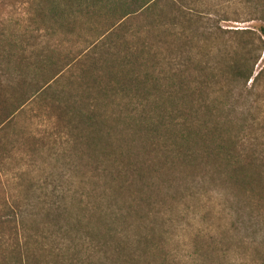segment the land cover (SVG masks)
<instances>
[{"label":"rangeland","instance_id":"374dc122","mask_svg":"<svg viewBox=\"0 0 264 264\" xmlns=\"http://www.w3.org/2000/svg\"><path fill=\"white\" fill-rule=\"evenodd\" d=\"M217 1L204 21L224 37L264 26V0ZM160 3L114 30L132 54L125 59L121 50L118 61L101 45L110 34L101 35L121 14L120 3L100 0L90 14L71 11L67 29L45 33L43 0H0V64L16 88L7 93L9 117L13 98L23 102L31 87L60 71L48 95L91 116L55 124L43 93V101L33 99L0 126V264H17L25 253L31 262L52 259L46 248L57 246L62 230L76 237L85 227L100 238L119 232L112 246L122 249V264H264V237L235 222L229 191L203 166L165 159L168 51L153 43L161 30L152 25L165 11ZM86 53L96 60L84 61ZM262 68L264 50L256 71ZM112 211L119 219L111 221Z\"/></svg>","mask_w":264,"mask_h":264},{"label":"trees","instance_id":"16d2710c","mask_svg":"<svg viewBox=\"0 0 264 264\" xmlns=\"http://www.w3.org/2000/svg\"><path fill=\"white\" fill-rule=\"evenodd\" d=\"M88 1L92 4H87ZM112 1L120 3L121 14L101 35L103 40L110 34L101 45L106 47V54H114V60L120 58L121 50H127L125 59L132 55L126 42L114 36V30L124 28L131 16L156 11L160 2L165 1V11L159 10V16L156 14L153 20L158 19L152 24L153 28L161 30L153 43L165 46L168 51L165 80L169 84L165 97H168L171 108H165V129L170 131L165 135V159L177 157L188 164L203 166L204 174H212L217 186L229 191L231 206L228 209L235 222L252 237H264L261 229L264 226L261 212L264 206V117L261 115L264 109V68L256 71L264 50V26L258 33L233 30L234 35L224 37L213 24L204 21V17L210 16L218 7L217 0H207L204 6L202 0ZM95 2L100 3V0H43L44 32L67 29L71 11L90 14ZM261 15L264 21L263 8ZM208 42L216 43L215 49L201 48V44ZM93 55L86 53L83 60L89 61L95 57ZM32 68V65L26 66L29 73ZM16 72L17 79L23 80V74ZM61 73L57 72L42 87H31L23 102L13 98L10 117L33 99L43 101L47 96V108L55 116V124L67 123L71 116L76 121L91 120V116L77 112L68 101L64 100L67 105H63L62 99L48 95L46 90ZM14 86L9 80V69H3L0 64V126L9 121L7 93L16 89ZM154 138L151 134L149 140ZM118 172L121 173L119 169ZM241 195L245 199L239 198ZM109 214L112 221L119 219L121 212ZM84 229L76 237L72 236L71 230H62L57 246L46 248L47 255H53L52 259L31 262L25 253L17 258V264H122V249L112 246L118 242L119 232L110 229L100 238L93 230Z\"/></svg>","mask_w":264,"mask_h":264}]
</instances>
